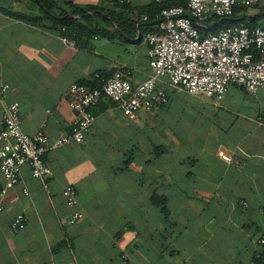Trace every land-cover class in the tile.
<instances>
[{
    "label": "crops",
    "instance_id": "obj_1",
    "mask_svg": "<svg viewBox=\"0 0 264 264\" xmlns=\"http://www.w3.org/2000/svg\"><path fill=\"white\" fill-rule=\"evenodd\" d=\"M48 1L65 20L80 18L68 11L71 5L120 9L115 0ZM153 1L131 0L129 7L145 9ZM39 5L0 0V86L8 85L0 127L3 102H17L21 130L44 128L53 140L71 130L72 83L122 67L138 85L151 70L138 27L126 32L117 23L123 17L104 12L108 22L98 19L104 33L70 44L51 22L14 15L41 16ZM244 17L264 26V1L237 6L230 19ZM158 83L168 93L166 105L130 119L103 98L84 144L46 154L49 177L34 178L22 167L0 212V264H264V255L255 257L264 238V126L256 122L264 117V88L248 93L231 86L216 100L173 88L164 78ZM67 185L75 187L84 214L72 225ZM18 213L26 224L13 233Z\"/></svg>",
    "mask_w": 264,
    "mask_h": 264
},
{
    "label": "built area",
    "instance_id": "obj_2",
    "mask_svg": "<svg viewBox=\"0 0 264 264\" xmlns=\"http://www.w3.org/2000/svg\"><path fill=\"white\" fill-rule=\"evenodd\" d=\"M154 1L174 4L156 14L157 21L150 29L140 31L149 16L138 8L129 7L131 0H117V5L128 6V13L136 22L138 36L147 48L150 75L138 85H133L129 79L130 71L116 67L110 75H94L99 81L98 86L72 83L67 93L68 103L74 111L69 133L53 140L44 128L34 134L24 133L19 104L3 102L0 212L5 208L6 194L20 183L23 166L29 167L34 178L45 179L52 174L45 160L50 150L70 142L84 144L86 133L95 121L94 109L103 98L113 101L123 115L133 119L139 110L149 111L155 106L167 104L168 93L158 83L163 78L173 88L216 100H220L231 86L243 88L248 93L264 88V26H252L248 18H240L207 35H201L198 29L205 28L209 22L234 17L237 6L249 9L264 0ZM7 89L6 84L0 86V97ZM256 122L264 126V117L256 118ZM64 195L67 205L73 208L67 222L76 224L84 214L79 207L75 187L67 185ZM25 224V215L16 214L10 224L11 232H19ZM258 244L261 250L255 257L260 259L264 255V238L259 239Z\"/></svg>",
    "mask_w": 264,
    "mask_h": 264
},
{
    "label": "trees",
    "instance_id": "obj_3",
    "mask_svg": "<svg viewBox=\"0 0 264 264\" xmlns=\"http://www.w3.org/2000/svg\"><path fill=\"white\" fill-rule=\"evenodd\" d=\"M39 2L40 9L42 11L41 16H33V15H25V14H14L15 16L19 17L20 19H24L25 21L33 22V23H39L42 21H49L52 23L53 27L56 28L58 33L66 38L70 42H76L83 39H88V37H91L94 34L104 33L105 30L99 27L98 19H101L104 22H108L107 19L103 18V13L106 12L102 10L101 8L94 7V6H87V7H78L71 5L69 8V12H72L73 14L79 15L80 18L78 19H68L65 20L63 16H65V13L55 14L53 3H51L48 0H37ZM117 5V0H115ZM174 3L168 2L165 4H158L155 1L151 5H149L147 8L139 9L141 12L146 13L149 16L148 21L144 22L141 27L139 28L140 31H143L144 29H150L153 24H155L156 20V14L164 7L172 5ZM119 12L112 13V12H106L111 18L114 20L116 17H123V22H118L119 27H121L126 32L129 29L135 30L136 28V22L132 19L130 14L128 13V6L122 5L119 6ZM99 12L95 14H88V12L96 11ZM236 12V8H235ZM235 15V14H234ZM248 18L250 20V23L252 26H256L254 23L253 18L250 17H244L243 19ZM236 20L229 19H222L220 22V26L215 31H207L206 28L198 27L199 32L201 35H207L208 32H217L219 29H221L224 26L231 25L235 23ZM90 87H95L99 85L98 79H96L94 76L90 83H81ZM163 150L159 149V152L161 153Z\"/></svg>",
    "mask_w": 264,
    "mask_h": 264
},
{
    "label": "water",
    "instance_id": "obj_4",
    "mask_svg": "<svg viewBox=\"0 0 264 264\" xmlns=\"http://www.w3.org/2000/svg\"><path fill=\"white\" fill-rule=\"evenodd\" d=\"M71 17H73V16H71ZM66 19H68V18H70V17H65Z\"/></svg>",
    "mask_w": 264,
    "mask_h": 264
}]
</instances>
